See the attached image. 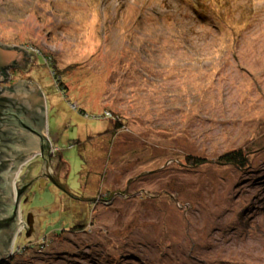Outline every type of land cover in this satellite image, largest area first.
<instances>
[{"label":"rangeland","instance_id":"1","mask_svg":"<svg viewBox=\"0 0 264 264\" xmlns=\"http://www.w3.org/2000/svg\"><path fill=\"white\" fill-rule=\"evenodd\" d=\"M0 43L31 50L8 84L41 86L65 162L27 178L14 263L264 264V0H0ZM79 208L84 242L41 237Z\"/></svg>","mask_w":264,"mask_h":264},{"label":"water","instance_id":"2","mask_svg":"<svg viewBox=\"0 0 264 264\" xmlns=\"http://www.w3.org/2000/svg\"><path fill=\"white\" fill-rule=\"evenodd\" d=\"M30 60L31 53L26 49L0 43V84L10 80V76L8 79L5 76L6 70L16 65L25 68ZM47 106L46 96L38 83L20 81L0 91V263L11 255L13 244L22 232L18 225L22 190L26 193L33 182L26 181L28 174L16 184L14 179L23 171L24 161L29 162L38 154L43 158L50 155L46 154L52 146ZM48 177L54 180L51 175ZM27 219L30 225L27 236H31L34 230L32 212L27 214Z\"/></svg>","mask_w":264,"mask_h":264},{"label":"trees","instance_id":"3","mask_svg":"<svg viewBox=\"0 0 264 264\" xmlns=\"http://www.w3.org/2000/svg\"><path fill=\"white\" fill-rule=\"evenodd\" d=\"M16 67V66H15ZM15 67H11L10 69H8V70H6L5 72V76H6V78L8 79V76H9V70H11V69H14ZM10 87H12V86H10ZM3 87H2V85L0 84V90L2 89ZM120 116V115H119ZM122 116V115H121ZM123 117V116H122ZM106 118H110V120H112V121H114V123H115V129L117 130L118 128H122L125 124H126V122H128V120H124L125 119V117H123V118H120V117H118V116H115V114H110L109 112H107L106 113ZM55 150V151H54ZM55 153H57V151H56V146H55V144H54V146H53V150L51 151V154H55ZM245 155H244V153L242 152V151H234V152H231V153H228V154H226L225 156H222L221 157V161H226L227 162V164H235V165H238V166H240V167H245V165H246V163L245 162H243L244 160H245V157H244ZM58 160H59V158H58ZM187 160H188V162L190 163V164H193V165H198V164H200L201 163V161H203V162H205V158H202V157H199V156H193V155H188V157H187ZM41 161H42V158H41ZM63 163H65V162H63L61 159L59 160V162H58V165L55 167V168H57V167H60V164H63ZM35 169H36V167H35ZM41 169H42V164H41V162L39 163V165L37 166V169H36V171H31V175H30V173H29V176L28 177H33V178H35V175H37L38 174V172H40L41 171ZM34 172V175L32 174ZM55 176V179H57V176H58V173L56 174V175H54ZM51 179V178H50ZM122 193V191H120L119 193H117V194H121ZM116 195V192L114 191V192H111L110 194H108L107 196H106V198H98V199H95L94 201L96 202V203H98V201H104V202H107L108 200L110 201V203H112V204H114L113 202L115 201V199L117 198V196H115ZM116 197V198H115ZM28 198V197H27ZM91 199H93V198H89V197H83L82 198V200H91ZM93 201V200H92ZM26 205V204H25ZM86 205V204H85ZM84 204H83V206H84V208L86 207ZM22 207H23V204L21 205V210H22ZM23 211V210H22ZM30 211V210H29ZM77 212H79V214H74L73 215V218H72V220H71V222L68 224V222L67 221H64L63 222V226H65V227H60V228H57L55 225H54V222H48L46 225H45V227L43 228V229H41V237H45V235H48V233H50V232H54V233H56L57 234V236L58 237H68V235L69 236H72L73 235V242L74 243H79V242H84V236H82V234L85 232V230L87 229V227H91L92 228V231H95L96 229L95 228H93V226H95L96 225V223H97V219H98V217H99V215L98 216H94V215H92L91 214V216H89V217H85V216H83V214L80 212V208L78 209V210H76ZM32 213H34L35 214V217H37V215H36V212L35 211H31ZM27 214H28V211L26 210V211H24V215H23V217H24V220H25V218L27 217ZM96 214V213H95ZM85 221H86V223H85ZM37 224V223H36ZM35 228H37V226H35ZM63 228H65V229H63ZM29 229V228H28ZM37 229H39V228H37ZM90 230V229H89ZM89 230L87 231V233H90L89 232ZM39 231V230H38ZM22 234H23V236L24 237H26L27 236V234H26V232H21ZM20 236H21V234H20ZM20 236H18L17 237V239H16V242L17 241H19L18 240V238L20 237ZM46 241V240H45ZM98 242H99V240H98ZM18 243V242H17ZM19 243H21V242H19ZM28 243V242H27ZM43 244H44V242H42ZM42 244V245H43ZM96 247H97V249H100L101 247H103V245H101V244H97L96 245ZM46 250V248L44 247V248H42V251L41 252H39V253H44V251ZM109 250H112L111 248H109ZM18 254H21L20 253V251L19 252H17ZM38 253V251H36V253H29V254H27V256L28 255H30V254H32V255H38L39 254ZM45 254V253H44ZM67 255V254H66ZM107 255V256H106ZM105 255V260H106V262H108V259H110L109 261L110 262H112V260H113V257H112V255H109L108 253ZM34 258H36L35 256H34ZM13 259L15 260V258H14V256L12 255L11 257H8V258H6L4 261H2L0 264H17V263H14V261H13ZM43 262H48L46 259H43L42 260ZM40 262V261H39ZM19 264H23V263H19ZM30 264H35V263H30Z\"/></svg>","mask_w":264,"mask_h":264},{"label":"flooded vegetation","instance_id":"4","mask_svg":"<svg viewBox=\"0 0 264 264\" xmlns=\"http://www.w3.org/2000/svg\"><path fill=\"white\" fill-rule=\"evenodd\" d=\"M16 67H18V65H16ZM15 67V68H16ZM9 86H11V85H13V82L12 83H10V84H8ZM58 158H59V160H60V155L58 154V153H56V154H51L49 157H48V159H46V160H43L42 159V161H41V164H42V169H41V171L40 172H38V174L37 175H39V177H44V178H49L48 176L49 175H51L52 173H51V171H50V168H52V166H53V163L55 162V161H57L58 162ZM34 165V164H33ZM36 169H37V167H36ZM33 175H34V172L32 173ZM30 175H31V172H30ZM37 175H35V179H37L36 178V176ZM55 175V174H54ZM52 177H53V179L55 180V176H53V175H51ZM24 197L25 196H23V199H24ZM23 199H22V204L24 203V204H26V201L24 200L23 201ZM28 211V210H27ZM29 212H31V211H29ZM28 212V213H29ZM27 219V218H26Z\"/></svg>","mask_w":264,"mask_h":264},{"label":"clouds","instance_id":"5","mask_svg":"<svg viewBox=\"0 0 264 264\" xmlns=\"http://www.w3.org/2000/svg\"><path fill=\"white\" fill-rule=\"evenodd\" d=\"M21 48H24V47H21ZM25 49V48H24ZM27 51H28V49H26ZM31 53V52H30ZM11 80V79H10ZM10 80H8L7 82H5V83H2L1 85H2V89L0 90V91H2L3 89H4V87H10L9 85H8V82L10 81ZM12 86V85H11ZM51 139V138H50ZM51 142H52V146H51V150H48L47 151V153L48 154H50L51 155V151L53 150V146H54V143H53V141L51 140ZM55 151V150H54ZM57 151V150H56ZM56 154V153H55ZM50 155H48V157L50 156ZM38 157H41L43 160H46V159H48V157L47 158H43V155H40V154H38L35 158H38ZM61 157V156H60ZM30 162V161H29ZM31 162H33V161H31ZM25 168L26 167H24L23 168V171H21V173H19V175H18V177H17V181H19L21 178H22V174H23V172H24V170H25ZM31 172V170L29 171V173ZM29 176V175H28ZM26 181H27V179H26ZM26 194V193H25ZM22 204V203H21ZM22 227V226H21Z\"/></svg>","mask_w":264,"mask_h":264},{"label":"bare ground","instance_id":"6","mask_svg":"<svg viewBox=\"0 0 264 264\" xmlns=\"http://www.w3.org/2000/svg\"><path fill=\"white\" fill-rule=\"evenodd\" d=\"M46 154H48V153H46ZM193 156L196 157V155H193ZM22 165H23L24 167L30 169L31 171H36L35 167H33L34 165L30 164L27 160L24 161V162L22 163ZM185 169H187V167H185Z\"/></svg>","mask_w":264,"mask_h":264},{"label":"crops","instance_id":"7","mask_svg":"<svg viewBox=\"0 0 264 264\" xmlns=\"http://www.w3.org/2000/svg\"><path fill=\"white\" fill-rule=\"evenodd\" d=\"M29 170V169H28Z\"/></svg>","mask_w":264,"mask_h":264}]
</instances>
